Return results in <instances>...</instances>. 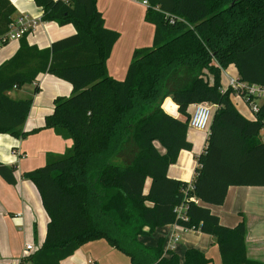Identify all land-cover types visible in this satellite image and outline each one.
<instances>
[{
    "label": "trees",
    "instance_id": "obj_1",
    "mask_svg": "<svg viewBox=\"0 0 264 264\" xmlns=\"http://www.w3.org/2000/svg\"><path fill=\"white\" fill-rule=\"evenodd\" d=\"M146 1L152 43L133 50L122 80L106 64L119 33L104 25L96 0H34L41 20L70 23L74 31L39 48L27 42L28 30L0 64V130L20 134L32 104V95L15 99L7 91L34 83L38 92L42 73L71 86L68 96L53 99L43 125L70 139V147L21 173L36 185L48 220L42 245L19 264H59L97 238L129 255L131 264H208L196 248L186 249L180 262L173 252L164 255L160 241H139L170 223L212 235L223 264H261L246 257L243 222L225 226L207 205L222 204L230 185H264V98L248 119L231 101L230 87L221 85V70L231 64L240 80L264 87V0ZM15 11L10 0H0V34ZM167 97L178 116L163 109ZM197 102L213 107L190 190L167 171L192 147L188 107ZM129 141L135 152L124 161ZM15 169L0 163V176L14 184ZM180 203L186 218L173 211Z\"/></svg>",
    "mask_w": 264,
    "mask_h": 264
},
{
    "label": "crops",
    "instance_id": "obj_2",
    "mask_svg": "<svg viewBox=\"0 0 264 264\" xmlns=\"http://www.w3.org/2000/svg\"><path fill=\"white\" fill-rule=\"evenodd\" d=\"M10 2L16 9L14 19L18 16H25L28 19H38L42 16V7L37 6L34 0H10ZM96 7L102 14L104 25L119 33L106 64L108 74L115 79L122 80L133 50L151 45L154 25L144 19L146 7L135 0H96ZM73 31L74 27L70 23L59 25L55 21L41 20L27 33L25 38L29 44L44 48L48 47L51 41L69 35ZM38 32L43 36L35 34ZM14 40L16 42L13 46L10 41ZM3 45L0 47V64L15 52L19 39L9 40ZM228 68L232 69L235 77H238L237 69L231 64L221 71L230 74ZM60 80L63 79L51 73L40 74L37 78L40 91L43 85L51 83L45 100L37 101L38 93L34 95L27 117L20 127V134L0 130V163L13 164L16 167L14 184L7 183L0 176V264L8 262L16 264L25 254L23 249L26 244L32 245L31 252H33L42 245L44 240L48 216L42 206L36 185L32 180L23 178L21 173L44 165L52 156L56 158L62 155L71 145L70 139L61 137L51 128L43 127L45 116L53 110V99L56 96H68L61 89L64 86L60 84ZM23 85L12 88L7 91V94L15 99L30 96L25 92L22 95L17 94ZM70 91L71 86L69 94ZM169 101L173 103L166 98V102ZM168 104H164L166 110L167 107L171 109V111L167 110L168 113L172 112L170 114L178 116L176 105ZM188 109L191 112L192 105ZM242 115L248 119L253 118V116ZM202 131H204L205 139L200 153L205 150L209 130H196L191 127L187 130V138L191 144L197 143L198 138H203V134H198ZM260 137L264 140L263 131ZM154 144L160 153L164 152L158 142L155 141ZM189 151L181 150L176 161L168 167L167 172L170 177L179 178L188 183L193 181L196 174L197 156L200 153L195 156L196 163L193 173L190 174L193 163L188 157ZM190 175V179L187 180ZM148 185L149 179L146 181V190ZM207 206L225 226L232 227L240 221L243 222L246 257L264 264V185H230L222 204H208ZM173 234L178 235V240L170 246L169 241ZM138 239L146 246H155L160 241L164 255L168 256L170 252H173L180 262L184 260L186 249L196 248L209 258L208 264H223L218 245L212 235L183 228L175 223L156 227L150 234L141 235ZM123 263L131 264L129 255L110 245L106 239L97 238L82 243L59 264Z\"/></svg>",
    "mask_w": 264,
    "mask_h": 264
},
{
    "label": "built area",
    "instance_id": "obj_3",
    "mask_svg": "<svg viewBox=\"0 0 264 264\" xmlns=\"http://www.w3.org/2000/svg\"><path fill=\"white\" fill-rule=\"evenodd\" d=\"M63 2H67L68 0H62ZM143 4L147 7L146 0H135ZM41 21V18L38 19H28L25 16H18L13 19L8 24V29L6 32L0 34V47L8 42L9 40L19 39L25 32L31 30L38 22ZM170 23L174 21L173 17L169 18ZM227 78V86L235 90L237 95H240L244 98L245 102L249 105L253 117L255 113L258 111L259 104L261 99L264 98V87H261L256 84H248L239 77H233L224 72ZM213 105L208 104L207 102H197L192 104V110L189 117V127L194 128L196 130H207L208 131V124L212 112ZM187 189L192 190L193 185L192 182L188 183ZM189 200L196 199L194 197H188ZM185 204L180 203L173 208L174 213L177 215L178 218H186L185 212ZM178 240V235L173 234L170 238V246H173L175 242ZM33 250L31 244H26L23 251L24 257L26 254L30 253ZM22 258H20L21 260ZM20 260L16 263L19 264ZM6 264H13V263H6Z\"/></svg>",
    "mask_w": 264,
    "mask_h": 264
},
{
    "label": "rangeland",
    "instance_id": "obj_4",
    "mask_svg": "<svg viewBox=\"0 0 264 264\" xmlns=\"http://www.w3.org/2000/svg\"><path fill=\"white\" fill-rule=\"evenodd\" d=\"M35 34H39V35L43 36V34H41L39 32L35 33ZM10 42L14 46L16 41L14 40V41H10ZM228 71L230 73L229 74L230 76L232 75L233 77H235V74L232 71V69L228 68ZM224 72L225 71H223V72L221 71V81H222L221 85H222V89L225 90L228 86H227L226 78L224 77L225 76ZM59 82H60V84H62V86H64L61 88L64 91V93H67L66 95H69V88H70L69 84L64 80H60ZM42 87H43L42 91H40V89H39L38 92L33 93L34 83L33 84L32 83H25L22 87H20L19 91H17V94L22 95L25 92V93H29L30 95H32V98H34L35 97L34 95L38 93V95H37L38 97L36 100L37 101L45 100V98L47 97L46 93L51 88V83H46V86L43 85ZM230 89L232 90L231 101L233 102V104L235 105L237 110L240 113L246 115L247 117L253 116L252 111H251L249 105L245 102L244 98L240 95H237L235 93V90H233L232 88H230ZM167 98H169V97H167ZM165 103H169L168 105H170V106L173 105V103H171L170 101L166 102V98L163 100L162 105L164 106ZM35 109H36V107H35ZM167 110L171 111V109L168 107H167ZM170 113H172V112H170ZM203 132L204 131H202V133L199 132L198 134L202 135ZM204 139H205V136L203 134V138H198L197 143H195V142L192 143V147H191L190 151L188 152V157L193 163V167L191 169L192 172H190V174L193 173L194 165L196 163V157L195 156H197L198 153H200V151L203 147V144H204ZM134 152H135V146H134V143L132 141H129L127 144H124V147L122 149V157H123L124 161H128L131 158V156L134 154ZM53 158H54V156H52L49 159L51 160ZM190 177H191V175L189 176V178L187 180H189ZM122 256H124V255H122Z\"/></svg>",
    "mask_w": 264,
    "mask_h": 264
},
{
    "label": "water",
    "instance_id": "obj_5",
    "mask_svg": "<svg viewBox=\"0 0 264 264\" xmlns=\"http://www.w3.org/2000/svg\"><path fill=\"white\" fill-rule=\"evenodd\" d=\"M163 109L165 110V111H167L165 108H164V106H163ZM168 112V111H167Z\"/></svg>",
    "mask_w": 264,
    "mask_h": 264
}]
</instances>
